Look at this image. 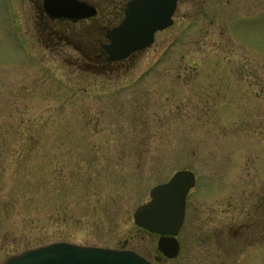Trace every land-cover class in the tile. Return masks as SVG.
I'll list each match as a JSON object with an SVG mask.
<instances>
[{
  "label": "rangeland",
  "instance_id": "374dc122",
  "mask_svg": "<svg viewBox=\"0 0 264 264\" xmlns=\"http://www.w3.org/2000/svg\"><path fill=\"white\" fill-rule=\"evenodd\" d=\"M128 1L48 21L41 0H0V264L53 242L202 264L246 200V262L264 264V0H178L148 48L105 65ZM182 169L196 184L169 259L133 213Z\"/></svg>",
  "mask_w": 264,
  "mask_h": 264
},
{
  "label": "water",
  "instance_id": "95a60500",
  "mask_svg": "<svg viewBox=\"0 0 264 264\" xmlns=\"http://www.w3.org/2000/svg\"><path fill=\"white\" fill-rule=\"evenodd\" d=\"M177 0H129L116 26L105 30L102 49L109 62L128 58L148 48L156 32L173 23ZM44 13L52 19L72 21L94 17L96 8L82 0H42ZM195 185L190 170L176 171L166 182L153 186L149 200L136 207L134 224L158 236L157 250L165 258L178 255L177 234L183 224L185 200ZM1 264H152L131 250L80 246L53 242L7 256Z\"/></svg>",
  "mask_w": 264,
  "mask_h": 264
},
{
  "label": "flooded vegetation",
  "instance_id": "af4514ba",
  "mask_svg": "<svg viewBox=\"0 0 264 264\" xmlns=\"http://www.w3.org/2000/svg\"><path fill=\"white\" fill-rule=\"evenodd\" d=\"M178 3V1H177ZM177 7V6H176ZM40 13L46 17L48 21H60L64 19H52L49 18L42 9V0L41 5L38 7ZM39 24V23H38ZM104 37H105V31H104ZM106 39V38H105ZM99 57L104 60V62H107L109 64H112L113 62H109L107 60V55L102 49ZM128 59V58H127ZM125 59V60H127ZM124 61V60H121ZM120 62V61H117ZM106 73V72H103ZM259 199V198H258ZM257 199V200H258ZM261 200H258L257 202H260ZM246 204H242L240 207V211L242 212V215L245 214V220L242 222H236L233 224L232 221H228V225H226V228H222L218 231L213 230L212 233L209 234L208 238H210L211 242H214V245L211 248V257L209 262H204L202 264H248L246 262L247 254L249 253V249H252L251 247V236L257 238L260 240V230L257 231L256 225L259 226L260 221L255 220V218L260 219V203L257 205V209H255V205H252L254 216L248 215L249 214V200H246ZM251 206V205H250ZM185 215H186V209H185ZM185 218V216H184ZM262 223V222H261ZM256 232V233H255ZM260 232V233H259ZM255 233V234H254ZM259 234V235H258ZM221 239V240H220ZM260 246V243H258ZM259 249V247H257ZM258 252V251H257ZM201 256V255H200ZM199 256V259H200Z\"/></svg>",
  "mask_w": 264,
  "mask_h": 264
},
{
  "label": "trees",
  "instance_id": "16d2710c",
  "mask_svg": "<svg viewBox=\"0 0 264 264\" xmlns=\"http://www.w3.org/2000/svg\"><path fill=\"white\" fill-rule=\"evenodd\" d=\"M82 1H85L86 3H88V4H91L92 5V3H90V0H82ZM94 6V5H93ZM98 57V56H97ZM101 59V58H100ZM103 62H104V60H102ZM107 64H109V63H107V62H105V65H107ZM103 73V72H102Z\"/></svg>",
  "mask_w": 264,
  "mask_h": 264
}]
</instances>
